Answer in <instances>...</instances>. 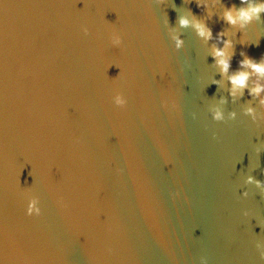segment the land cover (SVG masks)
I'll list each match as a JSON object with an SVG mask.
<instances>
[{
	"label": "water",
	"instance_id": "obj_1",
	"mask_svg": "<svg viewBox=\"0 0 264 264\" xmlns=\"http://www.w3.org/2000/svg\"><path fill=\"white\" fill-rule=\"evenodd\" d=\"M198 2L0 0V264H264V106L255 73L228 81L264 56V13L241 29L218 18L241 0Z\"/></svg>",
	"mask_w": 264,
	"mask_h": 264
},
{
	"label": "clouds",
	"instance_id": "obj_2",
	"mask_svg": "<svg viewBox=\"0 0 264 264\" xmlns=\"http://www.w3.org/2000/svg\"><path fill=\"white\" fill-rule=\"evenodd\" d=\"M157 4H163L164 0H156ZM242 5H247V7H241L240 9H236L234 6L232 8L224 9L222 16H219V19H222L226 24L229 26H236L239 25L242 29L246 25L252 23L255 19L259 21L260 15L264 13V0H260V2H256V0H241ZM203 6L206 14L209 18L212 17L213 12L210 8L207 0H200L197 3V7ZM223 7V5H222ZM189 15L192 16V19L189 20L186 17H179L178 18V26L180 28H187L191 27L196 35L199 38H202L204 41H210L213 39L212 31L210 28L206 26V24L201 21L197 20V18L189 12ZM82 31L85 35L88 34V29L83 28ZM226 32H218L216 34V44L213 45L212 49V58L215 61L216 66L220 69L221 76L228 73L230 68V60L231 57L226 55V49L233 48L232 41L227 39ZM175 41V50H178L182 47L183 41L177 39L175 37L172 38ZM111 43L113 46H119L121 44L120 37L113 32L111 36ZM259 40L257 41L258 46ZM217 45H222V47H217ZM244 56V53H241ZM240 69H247L245 70H238L234 74L228 77V81L230 84V91L229 95L232 97H236V94L240 92L242 94L243 90L248 87V81L251 78L252 74L255 73L257 75V81H254L253 87L249 90V95L253 98H259V103L261 106H264V97L261 96V93H264V84L259 83V79H264V56L261 57L259 63L255 62L253 59L248 58L245 56L243 60L240 62ZM114 105L117 108H124L126 105V100L122 98V95L117 93L113 97ZM221 103H224L223 99ZM175 107V105H173ZM254 113V109L249 107L245 110V114L252 116ZM231 118H235V113H230ZM214 121H221L223 119L222 113L219 110H216L213 115ZM248 183H253L252 177H248ZM257 187H261V183L259 181H255ZM244 197H247V193L242 194ZM262 197H264V191L261 193ZM39 201L35 197H29L27 207L25 209L26 216H39L41 213L40 208L38 207ZM260 260H264V254H261L259 257ZM201 260H204L201 258ZM205 261V260H204Z\"/></svg>",
	"mask_w": 264,
	"mask_h": 264
}]
</instances>
